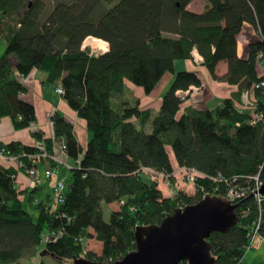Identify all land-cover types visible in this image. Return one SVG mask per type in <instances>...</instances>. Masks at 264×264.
<instances>
[{"label":"trees","instance_id":"16d2710c","mask_svg":"<svg viewBox=\"0 0 264 264\" xmlns=\"http://www.w3.org/2000/svg\"><path fill=\"white\" fill-rule=\"evenodd\" d=\"M111 1L60 0L41 18V0H0V39L5 43L0 120L8 116L14 129L31 128L34 143L48 153L63 143L72 160L70 181L58 205L51 188L42 197L36 194L42 185L18 189L16 175L24 169L0 164V264H14L41 244L60 264H72L79 256L117 260L135 248L137 225L157 224L175 207L196 202L201 186L223 199L229 187L246 190L235 202L237 222L226 232L213 231L208 240L214 264H249L244 255L258 217L257 230L264 233V193L257 201L252 192L258 182L260 188L264 183V114L251 123L241 95L252 91L254 111L264 110L263 89L255 87L264 79L256 60L262 52L264 61V0H206L199 12L186 8L192 0H116L106 6ZM245 23L256 34L244 56H238L236 44ZM88 37L104 40L108 48L91 53L81 47ZM194 48L212 78L237 89L216 106L183 111L190 87L202 83L197 70H175L174 64L192 58ZM11 53L16 55L11 56L15 69ZM221 60L227 71L218 76L215 68ZM34 68L44 73V82L61 87V98L85 121L89 137L84 148L73 124L58 110L49 115L51 136L33 127L34 105L20 97L25 86L17 75L26 76ZM165 73L172 80L155 112L141 108L138 97H127L128 83L147 95ZM0 149L27 166L24 154L39 146L0 140ZM178 165L222 178L197 176L193 194L177 189L170 196L145 169L170 174ZM26 192L34 215L20 197ZM113 202L118 207L105 219L104 205ZM45 232L55 233V239L42 243ZM83 236L100 242L98 255L83 250Z\"/></svg>","mask_w":264,"mask_h":264},{"label":"crops","instance_id":"0c3cea01","mask_svg":"<svg viewBox=\"0 0 264 264\" xmlns=\"http://www.w3.org/2000/svg\"><path fill=\"white\" fill-rule=\"evenodd\" d=\"M255 34V30L250 24L245 23L243 25L239 40L236 44V52L238 56H244L246 44L255 36ZM191 53L192 58L182 60V63H180L182 68L179 69L185 68L197 70L201 78L202 86L199 89L196 88L195 91L189 92L188 96L182 101L181 109L183 111L187 107L209 108L216 106L221 103L219 100L231 96L232 93L235 92L237 89L236 84L212 78L207 69L201 64L202 57L198 54L197 50L194 48ZM10 59L11 64L15 63L14 57H11ZM226 71V62L223 60L219 61L215 68L216 75L221 76ZM17 77L25 86V90L21 92L20 97L34 105L36 120L33 127L40 129L44 136H51L52 127L49 121V115L53 111L58 110L73 124L76 137L81 147L84 148L89 137L85 127V121L79 118L74 110L69 108L61 96L55 93L54 88L52 89L53 94L58 97L57 99L52 97L51 92L46 89V82L43 81L44 73L34 68L26 76L17 75ZM171 80L172 74L165 73L157 82L154 89L147 95L144 94L142 88L137 89L135 97L139 98L141 108H150L153 112H155L160 105L161 96L169 87ZM128 86L129 85H127V87ZM247 97L253 100L254 93L249 91L247 93ZM152 103H154L155 106H153ZM0 140L4 142L10 140H20L24 143L34 144V139L31 136V128L27 127L14 129L8 116L2 117L0 120ZM58 145L59 144L56 143L55 148H58ZM0 164L3 166H14L15 163L8 161L7 159H0ZM15 181L18 189H29L27 185V176L24 171L20 170L17 172ZM51 185L52 181H44L42 186L36 189V194H38L39 197L44 196L46 192L50 191ZM27 196L28 194L26 193L22 194L23 198ZM111 204H114V202L106 204L105 206H111ZM89 231L91 232V230Z\"/></svg>","mask_w":264,"mask_h":264},{"label":"water","instance_id":"95a60500","mask_svg":"<svg viewBox=\"0 0 264 264\" xmlns=\"http://www.w3.org/2000/svg\"><path fill=\"white\" fill-rule=\"evenodd\" d=\"M264 193V183L260 188ZM237 203L215 194H205L196 202L178 206L157 224L137 225L135 248L114 261H97L84 256L72 264H214L208 236L226 232L238 219Z\"/></svg>","mask_w":264,"mask_h":264},{"label":"built area","instance_id":"2783aa9c","mask_svg":"<svg viewBox=\"0 0 264 264\" xmlns=\"http://www.w3.org/2000/svg\"><path fill=\"white\" fill-rule=\"evenodd\" d=\"M256 60L258 62V66L264 70V61H263V55L262 52H258L256 55ZM202 85V84H201ZM201 86H195L194 88L199 89ZM255 87H260L263 89V101H264V79H260L257 83H255ZM54 91L57 94H61L62 89L59 85H57L54 88ZM188 91L181 92L178 91L179 94H186ZM242 103L249 108V110L252 113L251 117V123H254L255 121L261 119L264 114V110L262 111H254V103L253 100L247 97V92L242 93ZM35 145L39 146V149L36 152L27 153L24 154L27 156V160L29 161L28 165L25 166L23 163L19 160V158L16 155L9 154L7 151H4V149H0V159H12L15 164L14 166L18 168H23L24 172L27 176L28 180V187L31 189L37 188L43 184L44 181H52L51 185V197L53 200V203L55 205H58L61 203L64 199V193L66 189L67 184V173H62V169H71L72 164H70L67 160L66 155L64 154V144L60 143L58 145V148H55L52 153H48L45 148L41 145H39V142L34 143ZM148 170L151 174L160 177L161 181L165 182V184L168 186L167 191L168 195L174 196L176 193V190L178 187L174 183L170 182L169 177L175 174L176 172H181L186 178L189 183H192L194 187H196L195 179L197 176L200 177H208L212 180H216L217 178L221 179L222 177L219 175L218 177H211L203 174L202 172L196 170L192 167H187L183 165L176 166L172 173L166 174L163 172L155 171L154 169L145 168ZM260 185L261 182H258L255 186L253 191V195L255 196L256 200L259 201L260 196L262 193H260ZM201 197H203L205 194H211L209 192L204 191L203 187L201 186ZM246 190L244 188L239 187H229L226 190L225 193V200H228L232 203H235L239 197L244 195ZM37 199L34 198L33 201H36ZM259 225V217L257 218V222L255 221V228L251 229L249 243L247 245V251H252L257 248H259L261 245H264V233L261 234L257 230V227ZM56 234L51 232L48 233L46 236V240H49L50 238L55 239L54 236ZM56 237V236H55Z\"/></svg>","mask_w":264,"mask_h":264},{"label":"rangeland","instance_id":"374dc122","mask_svg":"<svg viewBox=\"0 0 264 264\" xmlns=\"http://www.w3.org/2000/svg\"><path fill=\"white\" fill-rule=\"evenodd\" d=\"M41 1L43 2V5H44V8H43L42 14H41V18H44L46 16V14L52 8L53 4L57 1H60V0H41ZM115 1L116 0H113L110 3H107L106 6L109 7ZM205 3H206V0H192L189 4H187L186 8L189 10H192V11L199 12L203 9V6ZM4 44H5L4 40L0 39V54L4 49ZM82 45L84 47H89L91 53L102 52V50H100V49H94L90 45L85 44V41L84 42L82 41L81 46ZM106 49H107V44H106ZM11 56L16 57V55L14 53H11L9 55V58ZM15 63H12V66L14 67L13 69H15ZM180 63H182V60H176L175 61V64H174L175 70H179V68H182ZM49 85H50L49 83H46V86H47L46 89L51 92L52 97H54V99H57L58 96L53 94L52 85H50V86ZM128 85L129 86L125 88V93L127 94V97H129V98L134 97L137 89H140L141 87L136 86L132 83H128ZM48 87H49V89H48ZM194 87L195 86L190 87L191 88L190 92L195 91L196 88H194ZM241 100H242V95H241ZM130 102H133V101H130ZM219 102H221V100H219ZM152 105L155 106L154 103H152ZM168 151H171L170 148H168ZM7 160L13 161L12 159H9V158H7ZM67 160L70 164L72 163V160H70V159H67ZM61 171H62V173H67L68 177L66 178V180L68 183L70 181L71 170L61 168ZM172 177L174 178L173 183L176 185V187H178V189L184 191L187 194L188 193L193 194L196 191V187H194V185L192 183H189V181H187L186 178H184V176L181 172H176L175 174L172 175ZM155 178L159 182V184L162 188V191L164 193L168 194V191H167L168 186L165 184V182L164 181L162 182L160 177H158V176H155ZM27 185H28V183H27ZM26 194H28V192H26ZM20 197L23 200V205H24V207H26L27 211H29L33 215L36 214L35 210L33 209L34 208L33 205L29 203L28 197L23 198L22 195ZM34 202L35 201H33L32 203H34ZM117 207H118L117 203L111 204V206H105L104 205L103 217L105 219L108 218L107 217L108 211L112 210V209H116ZM180 207H182V206H180ZM47 235H48V232H45V234L42 237V243L46 241ZM82 247H83L84 251H92V252L96 253L97 255L100 253V242L97 241L94 236H91V237L83 236ZM29 254L30 255H26V256L20 258L14 264H60L61 263V261L59 259H57V258L53 257L52 255L46 253L45 249H43V247H42V244L36 248V251H34L33 254H31V253H29ZM244 259L249 264H264V245H261L259 248L255 249V250L247 252L244 255Z\"/></svg>","mask_w":264,"mask_h":264},{"label":"bare ground","instance_id":"6f19581e","mask_svg":"<svg viewBox=\"0 0 264 264\" xmlns=\"http://www.w3.org/2000/svg\"><path fill=\"white\" fill-rule=\"evenodd\" d=\"M85 44L90 45L94 49H100L102 51L106 49V42L96 37H88L85 40Z\"/></svg>","mask_w":264,"mask_h":264}]
</instances>
